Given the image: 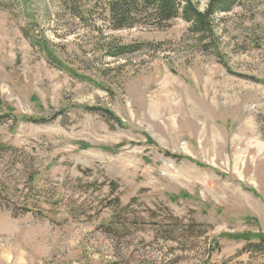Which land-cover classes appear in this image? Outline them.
Listing matches in <instances>:
<instances>
[{
    "label": "rangeland",
    "instance_id": "374dc122",
    "mask_svg": "<svg viewBox=\"0 0 264 264\" xmlns=\"http://www.w3.org/2000/svg\"><path fill=\"white\" fill-rule=\"evenodd\" d=\"M213 26L215 49L182 19L114 30L109 0H0L1 100L45 120L0 110V264H264L232 237L264 236V0Z\"/></svg>",
    "mask_w": 264,
    "mask_h": 264
},
{
    "label": "trees",
    "instance_id": "16d2710c",
    "mask_svg": "<svg viewBox=\"0 0 264 264\" xmlns=\"http://www.w3.org/2000/svg\"><path fill=\"white\" fill-rule=\"evenodd\" d=\"M241 0H208L206 9L201 11L196 3L192 0H109V9L111 14V21L114 25V30H122L133 28L138 24V19L146 16L161 24H168L174 20L182 19L189 24V32L201 43L208 42L214 49L217 47V36L213 26L214 18L219 14L230 13L235 6ZM27 38L32 40L34 47L43 48V52L47 54L48 62L50 65L57 69L69 74L72 78L93 84L92 79L83 75L76 74L75 71L66 66L62 61H59L50 51L48 43L36 41L35 38L28 35ZM209 46V47H210ZM114 54L122 51V48L114 47ZM208 50V49H207ZM225 64V63H223ZM227 66L229 72L230 69ZM254 82L264 85V81L253 79ZM5 107L8 116L13 118L15 125L20 121H26L38 124L45 122L44 119H34L19 116L15 113V110L7 108L0 97V110ZM90 112H102L109 120H114L120 124L119 121L114 118L113 114L109 111H102L98 109H86ZM56 114L54 118L60 116ZM8 116H6L8 118ZM47 122V121H46ZM152 143V141H151ZM85 148L88 146L84 145ZM14 148L11 145L5 144L0 141V162L6 159V155L13 152ZM19 157H17L18 159ZM9 168V167H8ZM0 168V172H1ZM35 181V177L33 182ZM4 182V181H3ZM8 188L2 183L0 179V198H8ZM35 196V195H34ZM37 196V195H36ZM25 207H37V203L33 201H26L22 204ZM236 241H243L245 243V250L249 254H258L264 257V236H257L252 238L247 235L232 236Z\"/></svg>",
    "mask_w": 264,
    "mask_h": 264
}]
</instances>
